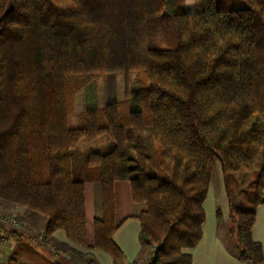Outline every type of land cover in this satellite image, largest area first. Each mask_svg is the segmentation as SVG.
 Masks as SVG:
<instances>
[{"label": "trees", "instance_id": "trees-1", "mask_svg": "<svg viewBox=\"0 0 264 264\" xmlns=\"http://www.w3.org/2000/svg\"><path fill=\"white\" fill-rule=\"evenodd\" d=\"M164 7L165 0H0V198L45 216V238L64 230L69 243L49 251L65 263L93 264V253L73 245L90 249L84 183H99L102 217L94 220L91 248L118 264L124 254L113 240V188L129 180L134 202L146 204L141 244L157 245L150 264H191L219 165L238 256L264 264L251 235L264 203V170L254 172L257 188L240 208L227 187L230 174L258 168L264 148V15L255 1L220 9L217 0H200L194 12L184 1L172 15ZM130 70L148 76L145 110L115 102L69 125L78 91L103 73ZM102 135L114 148L90 152L76 173L73 149ZM4 234L17 242L11 264H59L0 224V242Z\"/></svg>", "mask_w": 264, "mask_h": 264}, {"label": "rangeland", "instance_id": "rangeland-1", "mask_svg": "<svg viewBox=\"0 0 264 264\" xmlns=\"http://www.w3.org/2000/svg\"><path fill=\"white\" fill-rule=\"evenodd\" d=\"M184 1L189 12H194L196 9H200V0H165L164 13L166 15L174 14L177 7L184 6ZM252 1L257 2V4L260 5L261 11L264 15V0H217V5L220 9H227L247 6ZM161 34L158 33L155 38L161 37ZM148 81V76L145 71L142 70L106 72L95 77L88 85L75 94L74 111L68 118L69 124L71 127H76L78 117L82 112L87 110L86 107L88 104L102 101V99L108 97L109 94L113 103L122 102V107L124 109H128L132 106L133 108L145 110L147 106V98L145 97L143 88L148 85ZM127 138H132V130L129 128L127 129ZM145 138L147 154H149V171L154 173L157 170L154 158V154L156 153L152 128L150 126L145 128ZM108 142L109 139L106 135L99 136L93 140H81L73 149V152L76 154V157L79 155L82 156V154H89L90 152L104 154L99 150L106 149ZM262 169L264 170V148L262 149L260 163L258 164L257 169L235 171L229 175V184L227 187L231 194L232 203L236 208H240L241 205L247 202V197L255 192L254 190L257 188L255 184L257 174L254 172ZM213 176L209 191L215 192V205L222 204L223 207L228 209L227 204L224 206V202L227 200V194L219 165H217ZM219 191H221L223 195ZM46 221L47 218L42 214L29 210L21 204L0 198V224L8 228L10 231L15 230L17 233H22L24 235V238L22 239L26 242L33 244L32 242L36 240L37 243L42 246L45 257L50 259L53 258L52 260L59 264H67L68 261L65 263L59 256L46 249V242H48L52 249L58 248L57 244L53 243L48 238H44L45 232L43 228L46 227ZM221 233L231 246L234 248L237 247V240H235L237 238L236 223L234 224L233 222L228 226L224 225ZM2 238L3 241L0 246V264H11L10 256L16 248L17 242L7 234L2 235ZM156 246V244L144 245L143 251H150V253L154 255ZM150 262L148 264H150ZM14 264L24 263L23 261L18 260Z\"/></svg>", "mask_w": 264, "mask_h": 264}, {"label": "crops", "instance_id": "crops-1", "mask_svg": "<svg viewBox=\"0 0 264 264\" xmlns=\"http://www.w3.org/2000/svg\"><path fill=\"white\" fill-rule=\"evenodd\" d=\"M109 95L105 99H102V101L88 104L86 108L96 109L106 107L108 104L113 103V100H111ZM130 109L132 111L142 110L133 108L132 106ZM76 123L78 125V122ZM128 143L130 153L134 154L132 138H128ZM114 146L115 143L109 140L106 149H101L99 151L106 153L111 151ZM73 151L71 157L72 169L78 173L85 166L88 154H82V156L79 155L76 157V154H74ZM113 192L115 200V222L118 225V228L113 235V240L124 254V259L118 264H148L151 261V258L153 259L152 256L154 255L151 254L150 251H143L144 248L139 238L141 224L138 218L141 212L146 209V204L134 202L132 187L129 180L116 181L114 183ZM219 192L221 193V191ZM84 197L87 246L90 247V249L83 246H73L82 252L90 251L93 253L95 259L93 264H114L111 256L107 253L91 248L95 244L94 220L102 217V193L100 184L97 182H85ZM214 198L215 192L208 191L204 203L205 220L202 224V237L198 244L190 250L192 254L191 264H249L247 261L239 258L237 249L231 246L221 233L224 225L228 226L234 222L230 219L228 200L224 202V206H226V204L228 205L227 209L226 207H223L222 204L215 205ZM218 208L221 209V220L217 217L216 212ZM235 223L236 222H234V224ZM43 229L45 232V228ZM251 235L253 240L261 244L264 253V203L257 206L255 223ZM48 239L55 244L63 242L69 243L65 232L62 229L56 230L52 235L48 236ZM235 240H237V238ZM35 241L32 242L33 245L45 255L42 246ZM19 261H23V263L26 264L22 259Z\"/></svg>", "mask_w": 264, "mask_h": 264}, {"label": "built area", "instance_id": "built-area-1", "mask_svg": "<svg viewBox=\"0 0 264 264\" xmlns=\"http://www.w3.org/2000/svg\"><path fill=\"white\" fill-rule=\"evenodd\" d=\"M42 238H43V236H42ZM44 238H45V236H44ZM2 239H1V242H0V246L2 245V241H3ZM45 241H46V239H45ZM46 247H47L48 250H51L53 252H56L55 249H52V247L48 244V242H46Z\"/></svg>", "mask_w": 264, "mask_h": 264}]
</instances>
